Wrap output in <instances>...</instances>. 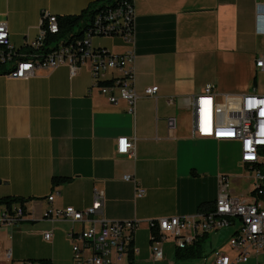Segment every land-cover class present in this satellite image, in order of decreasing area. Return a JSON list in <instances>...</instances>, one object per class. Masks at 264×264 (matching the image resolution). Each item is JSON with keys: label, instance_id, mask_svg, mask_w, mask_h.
<instances>
[{"label": "crops", "instance_id": "1", "mask_svg": "<svg viewBox=\"0 0 264 264\" xmlns=\"http://www.w3.org/2000/svg\"><path fill=\"white\" fill-rule=\"evenodd\" d=\"M93 1L0 0V21L8 23L10 42L20 50L37 38L44 11L79 14ZM256 1L135 0L134 46L118 36L93 38L95 47L115 55L135 48L140 96L135 114L126 101L114 104L92 87L88 65L74 75L66 65L39 69L29 79L0 75V199L23 198L27 207L23 222L0 227L1 262L10 250V264L40 259L74 264L69 233H80L90 223L50 221L45 213L89 207L98 189L105 194V207L95 219L139 221L135 264H197L196 259L177 258L170 236L162 243L163 259L155 260L151 222L175 215L197 217L202 205L215 203L222 178H228L232 195L252 201L255 182L242 165L240 143L193 136L185 98L202 92L208 83L219 93L254 88L248 74L255 70L254 61L245 63L244 57L257 36ZM209 71L212 77L201 78ZM232 72L238 75L233 83L220 81L219 76ZM152 86L159 87L156 96L146 95ZM170 96L176 97L174 104L167 102ZM171 116L178 120L172 131ZM121 136L136 137L134 157L117 153ZM127 174L134 180L126 181ZM54 176L71 180L53 186ZM137 185L145 189L142 197L135 195ZM232 226L206 235L205 242L212 238L197 258L202 264H208L210 255L213 263L216 249H228L237 229L226 230ZM45 231L52 232L51 239L44 238ZM129 253L120 264L129 263ZM241 264H264V253Z\"/></svg>", "mask_w": 264, "mask_h": 264}, {"label": "built area", "instance_id": "2", "mask_svg": "<svg viewBox=\"0 0 264 264\" xmlns=\"http://www.w3.org/2000/svg\"><path fill=\"white\" fill-rule=\"evenodd\" d=\"M255 34L264 37V0L256 1ZM135 0H117L116 6L101 10L92 25L85 30L82 45L59 44L47 55L31 54L29 59L19 60L18 50L10 42L8 23L0 21V61L12 60L15 68L7 75L16 79H29L39 69H56L69 66L71 75L81 67L88 65L92 75V87L98 88L109 100L117 104L124 100L128 110L135 114L139 94L136 89L135 48L123 55H115L104 47H95L93 38L99 36L121 37L134 46L135 37ZM59 16L44 11L40 31L34 40L28 43L33 49L44 45L47 33L59 30ZM255 68L264 75V53L255 57ZM110 73L114 74L110 77ZM110 84H103L109 82ZM159 87L145 89V94L156 96ZM176 97L167 99L174 104ZM192 114L193 136L212 138L217 141H238L240 143L242 165L252 172L255 182L252 201H243L229 191L228 178L220 180V191L213 210L200 212L197 217L170 216L152 221L159 228V239H153L151 249L155 260H162V243L170 236L177 249L193 246L206 235L228 226H236L235 233L228 240V249H216L212 264H241L252 255L264 253V92L255 83L246 93H219L216 85L208 83L203 91L185 98ZM177 117L168 118L169 129L177 128ZM118 154L134 157L136 137L121 136L117 139ZM126 181L134 180L132 175L124 176ZM256 192V193H255ZM145 189L136 186V197H142ZM54 193L48 196L53 201ZM105 207L104 192L95 189L91 206L78 209L74 206L52 208L45 213L50 221L65 220L73 223L89 222L90 226L80 233H69L72 241L74 264H120L124 256L133 248L135 232L139 228L138 220H108L103 215ZM27 215L26 203L21 201L9 205L0 204V227L13 226L23 222ZM52 232L45 231L44 238L51 239ZM233 252V253H231ZM11 251L6 253L10 264ZM22 264H40L34 260Z\"/></svg>", "mask_w": 264, "mask_h": 264}, {"label": "trees", "instance_id": "3", "mask_svg": "<svg viewBox=\"0 0 264 264\" xmlns=\"http://www.w3.org/2000/svg\"><path fill=\"white\" fill-rule=\"evenodd\" d=\"M117 0H95L91 2L85 9L81 11L79 14H72L66 16H59V30L56 33H47L44 45L38 49H33L29 46H25L20 51H18L16 57L19 60L29 59L31 54L35 53L37 55L43 56L47 55L51 52L55 47H57L60 43L65 45H82L85 30H87L91 25L92 21L95 20L96 15L103 9L107 7L116 6ZM100 37V36H99ZM15 66L13 65V61H0V75L8 74L11 72ZM103 84H110L109 82ZM71 180L69 177H61L54 176L53 177V186H59L63 183H67ZM254 193V192H253ZM256 193V192H255ZM21 201L26 203L23 198H14V197H5L0 199V204H7L10 206L11 203ZM214 204L210 205H202L200 211L207 212L209 210H213ZM159 228L156 223L151 224V242L153 239H159ZM206 236L197 241L193 246H190L186 249H178L177 250V258L179 259H197L203 256V244L205 242ZM134 250L131 249L129 253V263L135 264L134 260ZM39 262L40 264H52L49 259H40L34 260Z\"/></svg>", "mask_w": 264, "mask_h": 264}, {"label": "rangeland", "instance_id": "4", "mask_svg": "<svg viewBox=\"0 0 264 264\" xmlns=\"http://www.w3.org/2000/svg\"><path fill=\"white\" fill-rule=\"evenodd\" d=\"M249 46H250V50L244 57V62L248 63V64H250L252 61H255L256 56L264 53V37H258V36L253 37L249 43ZM254 65H255V62H254ZM213 74L214 73L210 72V71L206 74L203 72L201 75V78H204V77L208 78V76L212 77ZM248 74H249L250 79H251L250 80L251 86L256 83L257 87H259V90L261 92H264V75L262 73L258 72L256 68H255V70L248 71ZM219 77H220L219 79H220V81H222V83L231 84L238 78V75L236 73L232 72V73H229L228 76L222 75ZM240 225H241V221H240V219H238L236 226L238 227ZM236 226H232L226 230H228V231L235 230ZM211 238H212V236H210L208 239L210 240ZM209 240L205 242L206 244H204V248L206 250H208V248L206 246L208 245ZM211 259H212V255L209 256L208 264L211 262ZM194 261L197 264H202V261H200V259H196ZM123 263H126V262H123Z\"/></svg>", "mask_w": 264, "mask_h": 264}]
</instances>
